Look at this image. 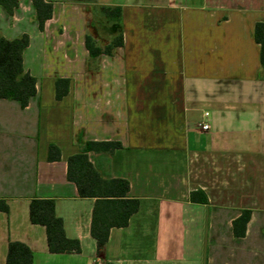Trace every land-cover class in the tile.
<instances>
[{"label":"crops","instance_id":"1","mask_svg":"<svg viewBox=\"0 0 264 264\" xmlns=\"http://www.w3.org/2000/svg\"><path fill=\"white\" fill-rule=\"evenodd\" d=\"M46 1L53 16L43 31L32 0L12 15L0 6V35L30 38L23 66L38 88L25 108L0 99V199L9 205L0 210V264L10 242L26 244L33 264H264V80L255 41L264 0ZM94 7L121 8L124 44L92 61L86 37L106 46L117 30L96 20ZM58 79H70L61 100ZM144 102L157 107L150 137L139 130ZM90 141L122 144L89 160L141 200L100 252L91 232L96 199L80 197L68 179L69 157ZM52 144L58 161L48 159ZM198 190L208 204L190 201ZM33 199L55 201L81 253L50 252L45 227L30 220ZM245 210L251 219L236 237L233 222Z\"/></svg>","mask_w":264,"mask_h":264},{"label":"trees","instance_id":"2","mask_svg":"<svg viewBox=\"0 0 264 264\" xmlns=\"http://www.w3.org/2000/svg\"><path fill=\"white\" fill-rule=\"evenodd\" d=\"M19 1L0 0V6L12 15L19 6ZM32 2L37 11L39 29L43 31L46 21L53 16V3L46 0H32ZM94 13L96 20L97 17H101L110 25L116 26L117 30L106 46L99 45L91 36L86 37L85 45L92 61L101 55L112 56L114 50L124 44L121 8L94 7ZM255 41L261 46V79L264 80V23L262 22L255 26ZM29 44L30 38L27 34L14 40H7L0 35V99L16 100L24 108L38 93L37 79L29 72H25L23 66V53ZM69 88L70 79H58L56 98L61 100L69 93ZM120 148L122 144L116 141H90L79 153L68 159V179L76 184L80 197L96 199L91 232L97 241L99 252L108 242L110 229L127 226L131 216L141 207V200L128 197L130 184L127 180L105 178L88 157L90 152L112 154ZM60 158V149L56 145H50L48 159L58 161ZM190 201L200 204L209 203L207 195L202 190L191 192ZM0 210L9 212V205L5 200L0 199ZM251 215L252 211L245 210L233 222L236 237L245 236ZM30 220L33 224L45 227L51 253L82 252L80 241L66 236L64 221L57 216L53 199H33L30 203ZM33 262L34 253L26 244L9 243L6 264H33Z\"/></svg>","mask_w":264,"mask_h":264},{"label":"rangeland","instance_id":"3","mask_svg":"<svg viewBox=\"0 0 264 264\" xmlns=\"http://www.w3.org/2000/svg\"><path fill=\"white\" fill-rule=\"evenodd\" d=\"M142 108H143V116L148 117L147 119H143L142 121H139V130L145 132V134L147 136L150 135L151 133V129L149 130L150 126L156 125L157 123H159V121L156 118L155 115L157 114L156 112V105L154 103H143L142 104ZM145 135V136H146ZM150 137V136H149ZM153 136H151L152 138ZM155 138V137H153Z\"/></svg>","mask_w":264,"mask_h":264},{"label":"built area","instance_id":"4","mask_svg":"<svg viewBox=\"0 0 264 264\" xmlns=\"http://www.w3.org/2000/svg\"><path fill=\"white\" fill-rule=\"evenodd\" d=\"M209 116V113H205V117ZM209 130V125L204 123L202 124V131H208Z\"/></svg>","mask_w":264,"mask_h":264}]
</instances>
